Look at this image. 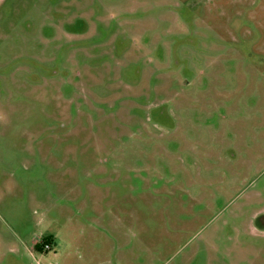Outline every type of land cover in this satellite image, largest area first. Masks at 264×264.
<instances>
[{"label": "rangeland", "instance_id": "1", "mask_svg": "<svg viewBox=\"0 0 264 264\" xmlns=\"http://www.w3.org/2000/svg\"><path fill=\"white\" fill-rule=\"evenodd\" d=\"M0 264H264V0H0Z\"/></svg>", "mask_w": 264, "mask_h": 264}, {"label": "trees", "instance_id": "2", "mask_svg": "<svg viewBox=\"0 0 264 264\" xmlns=\"http://www.w3.org/2000/svg\"><path fill=\"white\" fill-rule=\"evenodd\" d=\"M43 244H53V240L50 237L47 238H43V240L41 241ZM39 245V244H38Z\"/></svg>", "mask_w": 264, "mask_h": 264}, {"label": "built area", "instance_id": "3", "mask_svg": "<svg viewBox=\"0 0 264 264\" xmlns=\"http://www.w3.org/2000/svg\"><path fill=\"white\" fill-rule=\"evenodd\" d=\"M44 245V249H48V250H50L51 249V244H43Z\"/></svg>", "mask_w": 264, "mask_h": 264}]
</instances>
